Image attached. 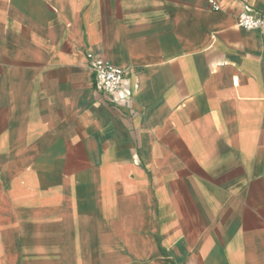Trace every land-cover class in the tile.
I'll return each mask as SVG.
<instances>
[{
  "label": "crops",
  "instance_id": "obj_1",
  "mask_svg": "<svg viewBox=\"0 0 264 264\" xmlns=\"http://www.w3.org/2000/svg\"><path fill=\"white\" fill-rule=\"evenodd\" d=\"M216 1L0 0V264H264V0Z\"/></svg>",
  "mask_w": 264,
  "mask_h": 264
},
{
  "label": "built area",
  "instance_id": "obj_2",
  "mask_svg": "<svg viewBox=\"0 0 264 264\" xmlns=\"http://www.w3.org/2000/svg\"><path fill=\"white\" fill-rule=\"evenodd\" d=\"M209 5L214 12H220L222 7L216 0H209ZM237 26L246 31H255L264 28V16L246 7L237 18ZM90 70L94 76L96 88L107 96L114 97L123 87L126 73L125 71L106 61L99 56L89 53L87 55ZM132 94L126 93L130 98Z\"/></svg>",
  "mask_w": 264,
  "mask_h": 264
}]
</instances>
